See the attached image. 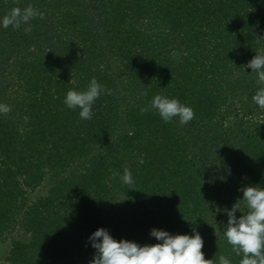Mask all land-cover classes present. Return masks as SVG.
I'll list each match as a JSON object with an SVG mask.
<instances>
[{"label":"trees","instance_id":"obj_1","mask_svg":"<svg viewBox=\"0 0 264 264\" xmlns=\"http://www.w3.org/2000/svg\"><path fill=\"white\" fill-rule=\"evenodd\" d=\"M28 5L30 33L0 24L8 264H90L100 228L141 246L160 242L152 229L198 232L205 259L239 264L224 231L239 189L264 188V109L244 67L264 53V0H0V19ZM92 78L104 91L84 120L64 99ZM158 94L194 119L141 115Z\"/></svg>","mask_w":264,"mask_h":264},{"label":"clouds","instance_id":"obj_2","mask_svg":"<svg viewBox=\"0 0 264 264\" xmlns=\"http://www.w3.org/2000/svg\"><path fill=\"white\" fill-rule=\"evenodd\" d=\"M39 10L32 5L21 9L12 8L2 19L0 24L7 29H19L24 25V32H31L30 21L39 15ZM264 39V38H258ZM244 67L251 68L257 75L260 85L252 97L261 109H264V53L257 52ZM104 87L92 78L83 91L69 90L64 104L69 109H79L81 119L90 120L93 116L92 105L100 97ZM147 95V93H144ZM155 109L165 123L178 118L181 125L188 124L194 119L195 113L189 106L182 104L176 98L155 95L147 107L140 109L143 115ZM11 107L0 104V114L7 115ZM143 163V160H140ZM123 184L134 183L130 170L125 167L120 176ZM243 198L238 199L230 211H227L228 221L224 237L237 257H242L239 264H264V188L259 186L242 187ZM243 205V208H242ZM241 213L237 217L236 213ZM151 236L159 243L141 246L128 240H115L104 228L97 229L90 237L91 245L96 250L90 264H214L213 259H205L203 239L196 232L195 235L170 234L164 230L152 229ZM218 264H231L224 255L218 257Z\"/></svg>","mask_w":264,"mask_h":264},{"label":"rangeland","instance_id":"obj_3","mask_svg":"<svg viewBox=\"0 0 264 264\" xmlns=\"http://www.w3.org/2000/svg\"><path fill=\"white\" fill-rule=\"evenodd\" d=\"M47 190V184L43 183L41 186L37 187L34 191L29 192V198L35 200ZM10 238L2 239L0 238V264H8L7 255L10 249Z\"/></svg>","mask_w":264,"mask_h":264}]
</instances>
